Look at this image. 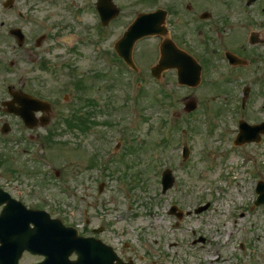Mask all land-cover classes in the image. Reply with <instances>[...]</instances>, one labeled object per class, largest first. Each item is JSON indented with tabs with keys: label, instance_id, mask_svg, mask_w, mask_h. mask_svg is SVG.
I'll return each instance as SVG.
<instances>
[{
	"label": "rangeland",
	"instance_id": "374dc122",
	"mask_svg": "<svg viewBox=\"0 0 264 264\" xmlns=\"http://www.w3.org/2000/svg\"><path fill=\"white\" fill-rule=\"evenodd\" d=\"M57 1L49 6L44 0H15L12 10H4L6 0H0V24L6 29L19 27L39 39L52 27L40 47L31 39L24 50L0 26V101L8 97L7 86L20 89L22 76L34 71L40 99L56 104L51 123L32 131L0 114L5 119L0 121V183L18 185L13 194L27 207L63 217L86 235L102 228L98 238L135 264H264V206L253 205L256 185L264 181V139L261 145L232 147L239 120L264 121V97L257 86L245 111L235 99L238 86L248 84L254 72L250 67L264 70V60L253 59L264 57V46L248 41L264 35V0L251 6L244 5L248 0H114L121 13L105 34L83 1ZM187 6L209 13L222 41L249 66L236 71L237 84L229 82L231 75L215 58L219 46L209 43L208 23L196 30L181 15ZM157 9L169 12L175 43L201 58L198 87L179 85L175 71L162 73L159 81L151 76L161 38L136 44L138 81L101 60L97 45L113 52L139 13ZM18 12L27 19L20 21ZM42 62L57 75L40 72ZM193 99L196 109L185 112ZM5 122L11 128L6 135L1 133ZM30 134L36 143L25 141ZM183 146L190 151L186 160ZM30 150L33 158H42L46 171L60 173L58 181L53 172L43 175V166L28 157ZM6 156L16 173L6 166ZM95 159L97 165L90 168ZM166 169L175 185L162 193ZM207 204L205 213L194 214ZM173 206L185 214L181 220L170 213ZM200 239L205 242L195 243ZM36 261L28 257L23 264Z\"/></svg>",
	"mask_w": 264,
	"mask_h": 264
},
{
	"label": "water",
	"instance_id": "95a60500",
	"mask_svg": "<svg viewBox=\"0 0 264 264\" xmlns=\"http://www.w3.org/2000/svg\"><path fill=\"white\" fill-rule=\"evenodd\" d=\"M99 9L107 22L115 17L119 12L113 6L112 0H100ZM165 15L166 13L164 11H157L153 14H142L138 16L134 24L129 28L117 46V51L127 62H132L131 52L134 44L139 39L149 35H163L166 33L165 29L161 28L160 26V24L165 19ZM16 34H19V32ZM252 43H255V41L253 40ZM121 46H125L124 50ZM172 68L178 69L180 84H186L194 87L199 84L201 68L191 58L179 51L171 41H166L161 46V59L159 65L152 70V74L155 77H160L164 70ZM16 99L20 102L22 97L17 96ZM196 107V100H189L186 103V112H192L196 109ZM27 110L29 111V109ZM46 110L48 111V108H46ZM244 131H246V135ZM262 134H264V124L251 127L244 123L242 137L239 139L238 143L243 144L245 142L251 141L259 142ZM173 183L174 179L171 177L170 172H166L163 179L164 191H167L169 188H171ZM259 192L262 194L260 197V203H264V184L260 185ZM4 214L2 215L3 217H0V241L3 244V246L0 248V264H18V260L21 256V253L24 251V247L21 242L19 247L16 249L17 255H15V253H9L12 245V241H10L11 238L13 240L18 238L16 235L14 236L13 233L9 232V230L11 228L10 225H16L18 227L21 226L16 223H9V225L7 216ZM24 214L28 217H32L29 223L33 222L35 224L36 218L41 216H44L45 218L48 217V215L43 212L37 213L24 210ZM28 225H26L23 230L25 235L29 233ZM18 227H15L14 229ZM66 241L69 244L71 243L72 251L75 250L79 255V260L76 264H114L115 260L118 261V264H122V262L117 259L112 250L102 245L100 241L78 238L76 232H72ZM55 251L56 252L54 256L50 258V261L47 264H60L62 262L61 259L64 256L63 250L60 248Z\"/></svg>",
	"mask_w": 264,
	"mask_h": 264
},
{
	"label": "flooded vegetation",
	"instance_id": "af4514ba",
	"mask_svg": "<svg viewBox=\"0 0 264 264\" xmlns=\"http://www.w3.org/2000/svg\"><path fill=\"white\" fill-rule=\"evenodd\" d=\"M13 1V3L15 4V0H12ZM44 2L47 4V5H55L56 4V2H58L57 0H44ZM194 8V7H193ZM193 8L191 7V6H188L187 7V11L186 12H183V13H181V15L182 14H186L187 15V23H188V25H192V26H194L195 27V29L197 30L198 29V27H200L201 26V24H202V22H203V20H201V18H200V15L198 14V12H195L194 10H193ZM18 19L20 20V21H25L26 19H27V16L24 14V13H18ZM184 19V18H183ZM185 20V19H184ZM200 25V26H199ZM168 26L170 27V23H169V21H168ZM3 27H5L4 26V24H2L1 25V28H3ZM15 28H19V27H14V29ZM55 28V27H54ZM10 30H12V29H9V30H6V34H7V36H8V38H10V39H13V40H15L16 42H17V40H16V38L14 37V36H12L11 34H10ZM51 30H52V28H50V32H51ZM48 33H46V34H43V36L42 37H40L39 39H37V37L34 39L33 37L32 38H30L28 35H26L25 34V43H24V47H22L21 49H26V47L27 46H29V45H31V39L33 40V44H34V46L35 47H40L42 44H43V42H45V40L49 37L48 35H47ZM71 49H73V47L71 48ZM29 51V50H28ZM199 57H202V55H200ZM201 58H199V60H200ZM27 61H29V59L27 58ZM201 63V62H200ZM46 64V63H45ZM47 66H49V65H47ZM259 67V65L258 66H256V67H254V68H251L250 67V69H251V71H254L253 73H252V76L250 77V78H252V80L250 79V83H249V89L252 91V88H253V86H257L256 88L258 89H261L262 91H263V93H264V78L263 79H261V80H253L254 79V77H255V75H258V74H260V70H258L257 68ZM39 68L41 69L40 70V72L42 71V70H46V71H48V72H51L52 74H54V70H51L50 71V69L49 68H47V69H45V67H44V65H43V62L42 63H40L39 64ZM54 68V67H53ZM247 68H249V66L247 67ZM28 69H26V71H27ZM62 71V69L59 71V73ZM264 71V70H263ZM262 71V72H263ZM23 72H25V70H23ZM28 72V71H27ZM68 72L69 73H71L70 72V70H68ZM68 73V74H69ZM38 72L36 73V72H34V71H32V73L30 74V75H24V76H22V81H21V88L19 89L20 91H22L23 93H24V95H26L27 97L28 96H31V97H33V98H37V99H40V97H39V90H36V82H40V80H39V76H38ZM51 74V75H52ZM67 74V76H69ZM54 75H57V72H55V74ZM61 89V88H60ZM53 91L55 92V89H53ZM57 95L55 96V98L54 99H57L58 98V96H59V90H58V87L56 88V92H55ZM41 94V93H40ZM50 98L49 97H43L42 95H41V99L40 100H49ZM53 105H56V104H54V102H53ZM45 117H47V115H46V113H41V112H38V113H36V115H35V118H37L39 121H43L44 119H45ZM19 120V119H18ZM75 259V257L73 258V260Z\"/></svg>",
	"mask_w": 264,
	"mask_h": 264
}]
</instances>
